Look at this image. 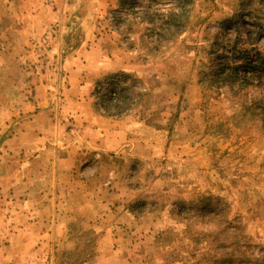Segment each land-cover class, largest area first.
<instances>
[{
  "label": "rangeland",
  "instance_id": "374dc122",
  "mask_svg": "<svg viewBox=\"0 0 264 264\" xmlns=\"http://www.w3.org/2000/svg\"><path fill=\"white\" fill-rule=\"evenodd\" d=\"M258 52L264 0H0V264H264Z\"/></svg>",
  "mask_w": 264,
  "mask_h": 264
},
{
  "label": "crops",
  "instance_id": "0c3cea01",
  "mask_svg": "<svg viewBox=\"0 0 264 264\" xmlns=\"http://www.w3.org/2000/svg\"><path fill=\"white\" fill-rule=\"evenodd\" d=\"M18 143L21 146V149H23L24 152H27L30 149L32 152V155H34V151L39 150L41 146L39 145V142L36 144L31 143L30 145L26 143L24 140L18 141ZM29 165V164H27ZM27 165L21 166V171L25 173L27 171ZM29 167V166H28ZM7 168V169H6ZM6 169V170H5ZM11 170L13 173V169L11 166H8L7 164L2 163L0 165V172H5V174H8V171ZM24 209V207H23ZM3 211L11 212V213H20V211L13 209V207H10L9 209H5ZM34 212H39V209L32 210ZM31 211V213H32ZM33 215V213H32ZM44 226H48L49 230L50 228L52 230L56 229V223L55 222H47L46 225L43 224V222L36 223L35 221H28L24 223L22 226H16V234L11 235L9 242L16 245V248L13 249L12 252L7 256V262L6 264H29V261L34 262L39 260V256L37 252L35 251V246L39 244L40 242L43 243V239L49 241L53 240L55 241V236L50 234H43L41 237L39 232L41 229L44 228ZM47 228V227H46ZM11 244V245H12ZM39 249V248H38ZM15 250V251H14Z\"/></svg>",
  "mask_w": 264,
  "mask_h": 264
},
{
  "label": "trees",
  "instance_id": "16d2710c",
  "mask_svg": "<svg viewBox=\"0 0 264 264\" xmlns=\"http://www.w3.org/2000/svg\"><path fill=\"white\" fill-rule=\"evenodd\" d=\"M185 18H186V15L183 16V19H185ZM174 22H176V21H174ZM256 55H257V58H258L259 63H260V65H261L262 68H255V69H260L261 71L264 72V56H261L259 54V52ZM219 67L220 66H217L216 68L210 70L211 71L210 74H212L213 77L218 78L224 72L225 69L224 68L221 69ZM233 70L234 69H232L231 70L232 72H229V73L228 72L227 73L225 72V74L228 75L230 78H233L234 77L233 75L236 74L235 73V70L234 71ZM228 76H226V77H228ZM107 82H108V84L105 85V89H102V86L103 85H101V90H103L102 91V97L105 96V93L108 94V97H109V100L110 101H113L114 100V97H116V96H117V98L119 96H124L125 98H129L130 97V88H128L123 83V81H120V79L118 78V76H115V77L111 78ZM98 89L100 90L99 86H98Z\"/></svg>",
  "mask_w": 264,
  "mask_h": 264
}]
</instances>
